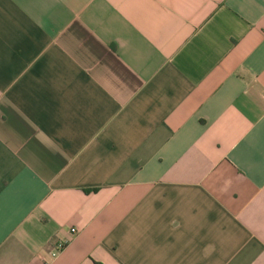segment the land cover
I'll list each match as a JSON object with an SVG mask.
<instances>
[{
  "label": "crops",
  "instance_id": "obj_1",
  "mask_svg": "<svg viewBox=\"0 0 264 264\" xmlns=\"http://www.w3.org/2000/svg\"><path fill=\"white\" fill-rule=\"evenodd\" d=\"M0 264H264V0H0Z\"/></svg>",
  "mask_w": 264,
  "mask_h": 264
},
{
  "label": "built area",
  "instance_id": "obj_2",
  "mask_svg": "<svg viewBox=\"0 0 264 264\" xmlns=\"http://www.w3.org/2000/svg\"><path fill=\"white\" fill-rule=\"evenodd\" d=\"M71 235H75L76 234V230L72 229L71 231ZM68 241H58L51 249H50V256L54 259L56 258L67 246Z\"/></svg>",
  "mask_w": 264,
  "mask_h": 264
}]
</instances>
